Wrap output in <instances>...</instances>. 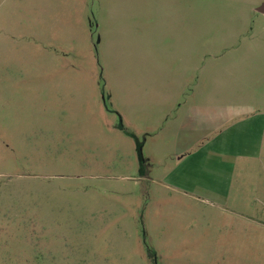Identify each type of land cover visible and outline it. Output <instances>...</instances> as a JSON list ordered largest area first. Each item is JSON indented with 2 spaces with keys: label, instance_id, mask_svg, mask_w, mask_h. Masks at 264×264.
Listing matches in <instances>:
<instances>
[{
  "label": "rangeland",
  "instance_id": "obj_1",
  "mask_svg": "<svg viewBox=\"0 0 264 264\" xmlns=\"http://www.w3.org/2000/svg\"><path fill=\"white\" fill-rule=\"evenodd\" d=\"M262 9L0 0V264H153L149 248L158 264H264V144L261 158L238 161L233 214L201 206L165 186L176 164L168 105L141 110L133 98L168 96L182 50L202 68H190L179 104L264 105Z\"/></svg>",
  "mask_w": 264,
  "mask_h": 264
},
{
  "label": "crops",
  "instance_id": "obj_2",
  "mask_svg": "<svg viewBox=\"0 0 264 264\" xmlns=\"http://www.w3.org/2000/svg\"><path fill=\"white\" fill-rule=\"evenodd\" d=\"M180 51V57L177 56L168 65L167 85L171 93L164 96L158 92L141 91L133 93V98L141 110H148L153 103L168 105L161 110V119L168 120L173 114L169 128L175 136L176 164L165 176L166 188L201 206L233 214L230 199L238 161L243 160V163L262 156L264 105L261 100L179 104V98L188 95L189 74H193L190 68H196V71L202 68L190 66L187 54L184 58ZM218 67L215 62L210 69L213 72ZM257 82L258 86L262 84ZM246 91L250 90L244 91V97L262 99V91ZM231 94L196 90L191 92L190 97L221 99ZM165 128L168 129V126Z\"/></svg>",
  "mask_w": 264,
  "mask_h": 264
},
{
  "label": "trees",
  "instance_id": "obj_3",
  "mask_svg": "<svg viewBox=\"0 0 264 264\" xmlns=\"http://www.w3.org/2000/svg\"><path fill=\"white\" fill-rule=\"evenodd\" d=\"M148 255L150 259L153 261V264H158V258L155 251H153L151 248L148 249Z\"/></svg>",
  "mask_w": 264,
  "mask_h": 264
}]
</instances>
